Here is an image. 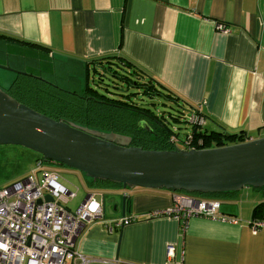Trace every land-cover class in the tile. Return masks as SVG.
Listing matches in <instances>:
<instances>
[{
    "label": "crops",
    "instance_id": "obj_1",
    "mask_svg": "<svg viewBox=\"0 0 264 264\" xmlns=\"http://www.w3.org/2000/svg\"><path fill=\"white\" fill-rule=\"evenodd\" d=\"M105 55L123 56L170 87L206 115L209 129L264 136V0H0V64L80 88L89 61ZM11 73L0 69V87L10 86ZM73 174L84 189L70 210L88 194L119 205L126 195L124 215L104 209L76 236L88 264H264V229L248 225L261 189L218 198L221 218L184 223L155 215L172 204V191ZM124 216L132 221L118 224Z\"/></svg>",
    "mask_w": 264,
    "mask_h": 264
},
{
    "label": "water",
    "instance_id": "obj_2",
    "mask_svg": "<svg viewBox=\"0 0 264 264\" xmlns=\"http://www.w3.org/2000/svg\"><path fill=\"white\" fill-rule=\"evenodd\" d=\"M0 69L31 75L5 64ZM138 125L152 132L145 121ZM4 144L24 146L44 161L80 171L93 182L119 184L122 189L206 194L264 187V136L211 148L144 149L131 146L128 136L42 114L0 87V145ZM122 196L120 205L115 198L102 200L103 208L109 214L117 210L124 215L127 202L125 193ZM45 199L52 200L49 195Z\"/></svg>",
    "mask_w": 264,
    "mask_h": 264
},
{
    "label": "trees",
    "instance_id": "obj_3",
    "mask_svg": "<svg viewBox=\"0 0 264 264\" xmlns=\"http://www.w3.org/2000/svg\"><path fill=\"white\" fill-rule=\"evenodd\" d=\"M89 63L92 64L90 72L98 75L96 83L105 90V94L88 85V76L82 92L73 93L61 90L55 86L54 82L48 81L40 73L14 74L10 86L5 90L18 102L49 117L60 118L89 129L128 136L131 146H140L144 149L178 148L169 142L171 136L177 137L180 141L190 139L193 146H198L200 142L199 147L202 148L219 147L247 139L242 130H230L223 125H219L218 130H213L206 127L205 123L201 125L191 123L188 120L191 114H198L201 117H206V115L182 99L170 87L123 56H100L91 59ZM86 70L88 71V68ZM106 78L111 81V84L105 82ZM131 88L136 91H131ZM136 93L141 94L139 100L142 103L129 98ZM155 101L164 107L168 106L169 109L173 106L178 114L173 117L168 108L161 110L149 108L148 105L154 106ZM180 117L190 127V131L182 137H179L177 131L167 123L168 118L178 122ZM140 121H145L152 132L139 127ZM94 183L120 186L101 180L94 181ZM260 189L264 192V187ZM181 193L203 199L218 200L226 194L235 192L189 194L181 191ZM263 217L264 201H261L254 206L252 218Z\"/></svg>",
    "mask_w": 264,
    "mask_h": 264
},
{
    "label": "built area",
    "instance_id": "obj_4",
    "mask_svg": "<svg viewBox=\"0 0 264 264\" xmlns=\"http://www.w3.org/2000/svg\"><path fill=\"white\" fill-rule=\"evenodd\" d=\"M188 120L204 124V117L198 114H191ZM169 142L175 146L179 143L182 149L202 148L200 142L193 146L190 139L180 141L175 136ZM172 193V204L155 215L181 218L184 223L192 216L222 217L217 214L219 200ZM45 195L52 200L46 201ZM74 196V192L59 182L58 171L43 166L41 159L36 160L28 175L1 188L0 264H65L76 259L80 264H88L89 259L75 251V238L87 223L103 217V205L88 194L70 210L66 204ZM130 221L124 216L118 224ZM248 225L253 233L264 229V217L252 218ZM166 254L173 257L174 248L168 246Z\"/></svg>",
    "mask_w": 264,
    "mask_h": 264
},
{
    "label": "rangeland",
    "instance_id": "obj_5",
    "mask_svg": "<svg viewBox=\"0 0 264 264\" xmlns=\"http://www.w3.org/2000/svg\"><path fill=\"white\" fill-rule=\"evenodd\" d=\"M12 76L14 77L13 73H11V77ZM44 76L48 81L54 82L55 86L59 87L61 90L73 92V93L82 92L83 82H82V87L76 88L75 86L76 84H74V82L67 84V82L63 80L57 78H48L47 75ZM87 76H88V85L94 88L95 90L99 91L100 93L105 94V90L96 83L98 75L89 72ZM105 82L111 84V81L107 78L105 79ZM131 91L135 92L136 89L131 88ZM129 98H131L135 102L142 103L141 100H139V98H141L140 93L131 95ZM154 103H155L154 106L149 104L148 107L158 108L159 110L163 108H168V106L164 107L158 104L157 101H155ZM169 111L173 117L178 114L176 108H174L173 106L170 107ZM167 123L172 129L177 131L179 137L184 136L185 133L190 131L189 124L184 122L183 119H181V117H180V121L178 122L174 121L172 118H168ZM178 147L182 149L179 143H178ZM37 159H42L43 166H45L46 168H50L58 171L59 182L62 183L64 186H66L68 189L72 191H76L77 189L76 196L74 198H71L68 202V206L70 208H74V205L81 199V196L83 195L84 187H82V184L78 179V176H76L78 174H73V173H82V172L64 166L57 162H45L39 153L21 145H12V144L0 145V189L28 175L31 172V169L36 165ZM71 171H75V172H71ZM252 190H253L252 188L247 189V191H252Z\"/></svg>",
    "mask_w": 264,
    "mask_h": 264
},
{
    "label": "flooded vegetation",
    "instance_id": "obj_6",
    "mask_svg": "<svg viewBox=\"0 0 264 264\" xmlns=\"http://www.w3.org/2000/svg\"><path fill=\"white\" fill-rule=\"evenodd\" d=\"M3 89H5V88H3ZM178 193H181V192H178ZM185 194V193H184ZM185 195H188V194H185ZM190 197H193V198H197L198 196H190ZM103 214H104V208H103Z\"/></svg>",
    "mask_w": 264,
    "mask_h": 264
},
{
    "label": "bare ground",
    "instance_id": "obj_7",
    "mask_svg": "<svg viewBox=\"0 0 264 264\" xmlns=\"http://www.w3.org/2000/svg\"><path fill=\"white\" fill-rule=\"evenodd\" d=\"M217 214L221 216V214H220V212H219V211H218V213H217ZM254 219H258V218H254Z\"/></svg>",
    "mask_w": 264,
    "mask_h": 264
}]
</instances>
